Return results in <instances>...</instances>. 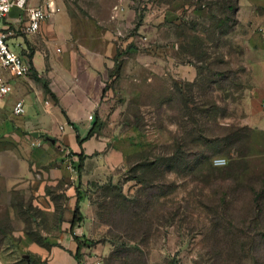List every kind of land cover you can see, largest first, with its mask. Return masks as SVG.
Listing matches in <instances>:
<instances>
[{"label": "rangeland", "instance_id": "374dc122", "mask_svg": "<svg viewBox=\"0 0 264 264\" xmlns=\"http://www.w3.org/2000/svg\"><path fill=\"white\" fill-rule=\"evenodd\" d=\"M235 2L125 0L91 114L124 160L70 188L35 178L1 213L2 253L48 264L69 231L80 264H264V105H248L264 39Z\"/></svg>", "mask_w": 264, "mask_h": 264}, {"label": "crops", "instance_id": "0c3cea01", "mask_svg": "<svg viewBox=\"0 0 264 264\" xmlns=\"http://www.w3.org/2000/svg\"><path fill=\"white\" fill-rule=\"evenodd\" d=\"M46 1L27 3L39 7ZM52 2L56 12L34 35L22 33L27 19L17 8L1 22V29L12 33L7 40L9 48L28 62L30 72L15 78L0 69V76L11 86L9 96L0 100V223L3 209L13 219L18 195L32 190L35 178L44 181L42 186L57 182L70 188L69 184L104 176L125 156L111 146L100 129L96 131L97 127L85 140L97 125L87 117L102 100V72L112 63L116 51L115 36L123 25L117 18L127 8L125 0ZM235 19L259 27L264 39V0H236ZM260 55L255 74L263 80V86L253 89L255 94L248 101L251 107L264 105V53ZM19 101L24 104V113L17 117L12 108ZM70 153L71 157L65 158ZM78 155L85 158V172L81 174L75 163L77 159L79 162ZM65 203L69 222L76 198ZM56 241L58 246L49 251L48 264H78L74 256L77 246L69 231ZM2 252L0 247V264H18Z\"/></svg>", "mask_w": 264, "mask_h": 264}, {"label": "built area", "instance_id": "2783aa9c", "mask_svg": "<svg viewBox=\"0 0 264 264\" xmlns=\"http://www.w3.org/2000/svg\"><path fill=\"white\" fill-rule=\"evenodd\" d=\"M13 8H17L25 14L27 23L22 28V33L25 35L36 34L41 25L56 12V9L52 0H47L39 7L30 6L27 0H0V69L7 71L12 77L22 78L29 74L30 66L22 56L9 48L7 40L12 33L1 29L2 20L8 16ZM10 91L11 86L9 81L0 76V98L9 95ZM23 113V102H16L12 108V114L18 117L22 116ZM87 119L92 120V115H89ZM59 129L63 131V127ZM95 264H100V262H96Z\"/></svg>", "mask_w": 264, "mask_h": 264}, {"label": "trees", "instance_id": "16d2710c", "mask_svg": "<svg viewBox=\"0 0 264 264\" xmlns=\"http://www.w3.org/2000/svg\"><path fill=\"white\" fill-rule=\"evenodd\" d=\"M235 5H236V2H235ZM228 9H230V7H228ZM234 9H233V11H234ZM96 127H97V125L95 124L94 127L90 130V132L87 135V137L85 138V140H88L92 136L93 130ZM78 142L80 143L81 141L78 140ZM78 158H79V162H78L77 169L80 172L81 164H82V156L78 155ZM81 221H82V215L80 214L79 209H78V199H77V202H76L75 207H74V210H73V217H72V220L70 222V225L73 228V226L76 223H79ZM71 235H72V232H71ZM72 238H73L74 242H76V245H77L76 252L74 253V256H75L78 264H80V260H81L80 259V249H81V245L82 244H81L80 240L76 236L72 235Z\"/></svg>", "mask_w": 264, "mask_h": 264}, {"label": "water", "instance_id": "95a60500", "mask_svg": "<svg viewBox=\"0 0 264 264\" xmlns=\"http://www.w3.org/2000/svg\"><path fill=\"white\" fill-rule=\"evenodd\" d=\"M34 136L36 137V134H34ZM23 259L28 260L27 256H23Z\"/></svg>", "mask_w": 264, "mask_h": 264}]
</instances>
